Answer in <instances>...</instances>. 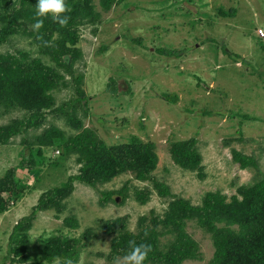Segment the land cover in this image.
<instances>
[{
    "label": "rangeland",
    "instance_id": "rangeland-1",
    "mask_svg": "<svg viewBox=\"0 0 264 264\" xmlns=\"http://www.w3.org/2000/svg\"><path fill=\"white\" fill-rule=\"evenodd\" d=\"M90 2L100 15L99 24L83 21L81 57L74 67V77H83L78 88L89 99L87 107L71 111L73 122L66 112L55 113L78 98L73 77L67 75L70 87L53 92L55 108H43L41 123L36 107L0 111V129L25 131L0 147V179L16 170L17 179L28 187L19 198L4 194L10 204L0 215V264H22L19 259L24 257L32 258L27 264H59L42 256L48 242L59 236L79 239L78 264H124L123 258L108 259L117 233L102 230L104 223L123 217H129L128 230L135 235L155 229L153 219L160 217L161 248L169 251L176 227L166 222L176 198L201 206L208 193L231 199L240 188L264 179V0H116L109 9L102 0ZM17 50L41 58L30 36L13 37L0 53ZM53 129L66 139L90 130L110 148L133 137L155 143L159 163L153 177L176 198L160 197L151 182L132 173L96 187L77 181L65 211L38 213L23 234L24 243L13 241L15 227L32 216L43 194L82 174L79 155H66L62 148L41 150L39 138ZM192 139L203 158L201 173L184 169L172 156L175 144ZM26 142L34 145V171L22 168L30 157ZM234 150L254 157L259 169L235 163ZM124 188L126 200L115 194L107 206L101 204L105 192ZM137 191L150 192L151 200L140 204ZM143 217L148 221L140 226ZM67 219L78 225L66 226ZM185 229L199 245L200 259L183 264H212V235L196 221L187 222Z\"/></svg>",
    "mask_w": 264,
    "mask_h": 264
},
{
    "label": "trees",
    "instance_id": "trees-1",
    "mask_svg": "<svg viewBox=\"0 0 264 264\" xmlns=\"http://www.w3.org/2000/svg\"><path fill=\"white\" fill-rule=\"evenodd\" d=\"M115 1L102 0L107 8ZM36 3L37 0H0V48L10 44L13 37L27 35L34 39L41 55V58H32L29 52L23 50H17L13 54L0 53V111L5 109L4 111L8 112L16 107L34 110L36 107L38 110L35 117H38V123H41L45 118V115L41 114L43 108H55L53 92L70 87L68 75L73 77L78 98L54 110L55 113L66 112L73 122L74 113L71 111L84 110L89 101L86 93L78 88L83 77H74L75 64L81 57L80 27L83 21L92 26L98 25L100 15L93 12L90 0H67L65 3L69 11L66 15L70 17L68 25L61 27L48 18L44 19L43 27L37 31L34 28L37 19ZM46 57L49 58L47 61L50 64L46 63ZM38 123L30 124L29 127L38 126ZM78 128L83 129V126L80 124ZM24 132L17 127L7 128L6 131L0 129V147L7 145L9 138ZM38 141L41 150L62 148L66 155H79L77 162L83 165L82 174L71 177L66 185L43 194L32 216L21 220L15 227L13 241L23 242L27 239L23 234L30 230L38 213L65 211V201L73 194L74 183L77 181L96 187L132 173L142 182H151L160 197L176 198L169 186L153 177L159 163L155 143H145L139 137H133L128 142L110 148L90 130H84L79 135L66 139L65 134L58 129L46 132ZM25 144L30 148V157H25L22 168L34 171V145L28 142ZM197 144L196 139L179 142L172 147V156L184 169L201 173L203 158ZM41 150L38 152L41 153ZM233 160L243 169H259V163L254 157L236 150L233 151ZM201 177L204 178L203 175ZM27 189V185L17 179L16 170L8 171L5 177L0 179V215L8 211L10 204L9 200L5 201L4 194L10 196V199L19 198ZM115 194L125 200L129 195L127 188L118 192H105L101 204L107 206L113 201ZM150 197L151 193L148 191L136 192V199L142 205L147 204L151 200ZM171 210L166 224L176 227V232H172L176 240L171 244L169 251L161 248V234L157 230L163 221L160 217L153 219L155 229L142 235L130 232L129 217H123L102 225V230L107 235L117 233L108 259L115 262L123 258L130 251V242L135 241L137 245L147 244L151 248L145 264H183L189 260H199V245L185 229L187 222L196 221L213 237L216 254L212 264H264V179L253 186L240 188L239 195L231 199L220 192L208 193L201 206H194L189 200L176 198ZM147 221V217L141 218L140 226L146 225ZM64 224L72 226L78 225V222L67 219ZM81 246L79 239L53 237L42 256L50 263L58 261L59 264H78ZM13 253L15 254L16 250L10 251V255ZM17 254L20 256L21 251ZM31 260L30 257H24L19 259V262L27 264ZM34 263L41 264L39 261Z\"/></svg>",
    "mask_w": 264,
    "mask_h": 264
},
{
    "label": "clouds",
    "instance_id": "clouds-1",
    "mask_svg": "<svg viewBox=\"0 0 264 264\" xmlns=\"http://www.w3.org/2000/svg\"><path fill=\"white\" fill-rule=\"evenodd\" d=\"M36 23L34 28L38 31L43 27L44 19L50 18L53 22L65 27L70 17L66 15L69 9L65 0H37L35 5ZM151 248L147 244L137 245L135 241L130 242V251L123 257L124 264H145Z\"/></svg>",
    "mask_w": 264,
    "mask_h": 264
}]
</instances>
